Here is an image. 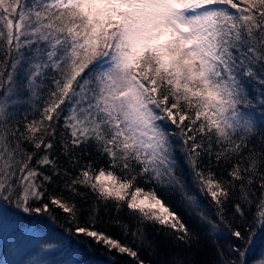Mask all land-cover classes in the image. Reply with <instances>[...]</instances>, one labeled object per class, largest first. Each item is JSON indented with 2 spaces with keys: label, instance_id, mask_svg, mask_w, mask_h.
Masks as SVG:
<instances>
[{
  "label": "snow or ice",
  "instance_id": "6c2138e0",
  "mask_svg": "<svg viewBox=\"0 0 264 264\" xmlns=\"http://www.w3.org/2000/svg\"><path fill=\"white\" fill-rule=\"evenodd\" d=\"M89 149L102 164L81 162ZM177 152L211 210L178 174ZM82 188L95 197L84 223L63 196ZM110 203L129 212L132 223L114 221L123 240L95 226ZM0 204L54 206L75 235L135 264L152 246L148 224L188 250L207 239L214 264H247L264 233V0H0ZM4 233L10 254L30 250L27 264H63L38 230L0 212ZM168 264L196 261L177 252Z\"/></svg>",
  "mask_w": 264,
  "mask_h": 264
},
{
  "label": "trees",
  "instance_id": "16d2710c",
  "mask_svg": "<svg viewBox=\"0 0 264 264\" xmlns=\"http://www.w3.org/2000/svg\"><path fill=\"white\" fill-rule=\"evenodd\" d=\"M60 151V146L57 144L54 153L58 154ZM89 152L91 154L85 155L81 161L82 163L92 159H97L98 163H103V160L98 159V154L95 151L89 149ZM176 155L179 159L178 174L183 176L189 190L197 195L202 205L206 206V210H211L212 206L209 204L210 197L204 196L198 191L192 182L189 170L185 166L180 153L177 152ZM58 162L62 168H67L72 172L75 171V169L69 167L67 157L60 155ZM213 170L216 171V168L213 167ZM219 174L218 172V176ZM49 191L54 195H59L61 194L62 186L49 185ZM81 191L87 193L84 198L71 196L67 191H63V196L65 199L75 202L81 209L80 222L84 223L89 214L88 209L95 197L92 193L88 192L87 189L82 188ZM163 195L167 198V201L173 205L189 228L195 231H202L195 216L191 215L189 211L184 208L178 192L166 190ZM257 195H259V192H257ZM2 205L4 209L6 207L4 211L5 216H8L10 220H15L17 223L26 227V229L33 228L34 231L38 230L40 234L53 245H56L61 240L65 241L69 246L68 250L71 249L72 252L70 258H74L75 260L78 259L81 264H135L134 260L127 255L119 254L115 250L109 251L104 246L93 243L91 239L75 235V225L69 221L68 215L54 206L50 205V216L48 214L29 215L23 213L21 210L15 209L11 205ZM251 219V213H249L248 221H251ZM116 220L132 223L126 208L117 212L111 203L107 207L101 205L95 226L97 229L103 230L109 235L123 240L125 238L121 235L119 224L114 222ZM145 232L152 246H140L137 249L140 258L145 261V264H168L177 252L182 256L186 255L189 259L196 261V264H214L217 259L214 245L203 237L199 246L194 245L192 249L188 250L185 249L182 244L178 246L173 238L165 235L164 232L159 230L158 226L154 227L151 224L145 225ZM221 243L223 244L224 241L222 240ZM132 246L136 247V244ZM263 258L264 233H258L252 249L247 256V264H258Z\"/></svg>",
  "mask_w": 264,
  "mask_h": 264
},
{
  "label": "rangeland",
  "instance_id": "374dc122",
  "mask_svg": "<svg viewBox=\"0 0 264 264\" xmlns=\"http://www.w3.org/2000/svg\"><path fill=\"white\" fill-rule=\"evenodd\" d=\"M6 209V207H5ZM5 209L2 204H0V212H3L4 218L10 220L8 216H5ZM25 230L34 231L33 228L24 227ZM68 245L65 241H60L53 248L49 249V261L60 260L63 264H72L74 258H70L72 252L71 249L68 250ZM31 259L30 250L25 248L22 249L18 254L12 255L8 251V234L4 233L3 241L0 242V264H27V261ZM264 260V258H263ZM81 264V263H79ZM260 264V263H258Z\"/></svg>",
  "mask_w": 264,
  "mask_h": 264
}]
</instances>
